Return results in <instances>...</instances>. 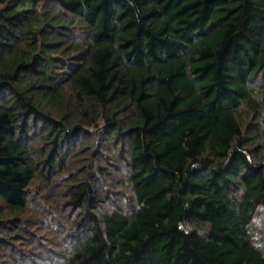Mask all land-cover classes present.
<instances>
[{
    "label": "trees",
    "instance_id": "obj_1",
    "mask_svg": "<svg viewBox=\"0 0 264 264\" xmlns=\"http://www.w3.org/2000/svg\"><path fill=\"white\" fill-rule=\"evenodd\" d=\"M0 264H264V0H0Z\"/></svg>",
    "mask_w": 264,
    "mask_h": 264
}]
</instances>
